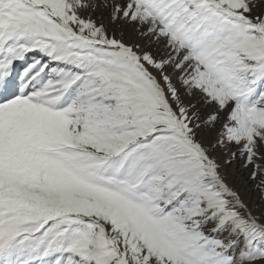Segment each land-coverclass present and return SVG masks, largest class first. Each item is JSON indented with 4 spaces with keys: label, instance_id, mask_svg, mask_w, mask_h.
<instances>
[{
    "label": "snow or ice",
    "instance_id": "obj_1",
    "mask_svg": "<svg viewBox=\"0 0 264 264\" xmlns=\"http://www.w3.org/2000/svg\"><path fill=\"white\" fill-rule=\"evenodd\" d=\"M0 264H264V0H0Z\"/></svg>",
    "mask_w": 264,
    "mask_h": 264
}]
</instances>
